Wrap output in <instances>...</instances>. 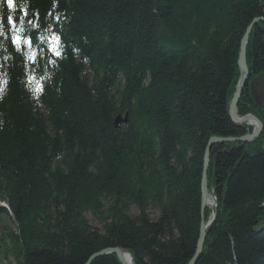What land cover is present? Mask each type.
Returning a JSON list of instances; mask_svg holds the SVG:
<instances>
[{
    "label": "trees",
    "instance_id": "1",
    "mask_svg": "<svg viewBox=\"0 0 264 264\" xmlns=\"http://www.w3.org/2000/svg\"><path fill=\"white\" fill-rule=\"evenodd\" d=\"M28 2L25 19L39 28L22 34L19 52L6 18L0 37V263L86 264L121 249L131 264H188L206 146L252 132L227 108L240 42L264 18V0ZM49 25L60 56L38 39ZM245 62L236 115L256 117L263 131L210 147L215 218L195 264H264L263 23L251 29ZM44 71L51 83L34 94L28 77ZM118 116L126 123L115 127ZM90 264L121 263L107 254Z\"/></svg>",
    "mask_w": 264,
    "mask_h": 264
},
{
    "label": "water",
    "instance_id": "2",
    "mask_svg": "<svg viewBox=\"0 0 264 264\" xmlns=\"http://www.w3.org/2000/svg\"><path fill=\"white\" fill-rule=\"evenodd\" d=\"M258 23L264 24V18L255 19L251 23V25L246 29L245 34H244V36L240 42L238 62H237L238 70H239V78L237 81L235 92L233 94V97H232L231 102L228 105V109H227L229 117L234 124H236V125L245 124L246 126L252 128V132L250 134H247V135L241 137V138H227V139L211 138L209 140L207 146H206V149L204 152V157H203L202 176H201V185H200L202 222L200 224L199 236H198V241L196 244L194 256L191 258V260L188 264H194L196 262L198 256L201 254L203 242H204V240L207 236V233H208V231H209V229L213 223V220L215 218V210H214L212 212V214H213L212 219L209 222H207L206 225L203 223V213H204V210L207 206V201H208V196L205 195V184H206V171L208 168L207 160L209 159L210 147L215 145V144H220V143H226V144L250 143L254 139L258 138L263 131L262 124L254 116L246 115L243 118H238L236 115V106H237V103L240 99V96H241V93L243 90V86H244V84L247 80V77H248V68H247L246 62H245V52H246L247 41H248V37L250 35L252 27ZM121 123H126V118H124V120L122 121V120H120V117L118 116L114 121V126L117 127ZM110 253L115 254L117 256L118 261L121 264H126L124 262V259L122 256L123 251L120 249L106 250V251H103L99 254H96V255L92 256L86 264H90V262L97 257L107 255ZM129 264H130V260H129Z\"/></svg>",
    "mask_w": 264,
    "mask_h": 264
},
{
    "label": "clouds",
    "instance_id": "3",
    "mask_svg": "<svg viewBox=\"0 0 264 264\" xmlns=\"http://www.w3.org/2000/svg\"><path fill=\"white\" fill-rule=\"evenodd\" d=\"M0 4H2V0H0ZM19 10V12L17 11ZM29 9V2L28 0H20L19 3L14 4L12 0H8L6 3V9L0 6V37L7 38L6 36V28L5 23L3 22L6 18L7 24L11 25L12 27L10 29H7V32H11L12 39L16 40L17 38H21L22 34H25L26 32H30L32 29L39 28V24L35 19H28L26 20L25 17L28 15L27 10ZM15 20V22H14ZM52 33L51 25L43 31L40 32L38 39L41 42H45L48 44V51L51 52L55 56H60V51L57 48L58 44V36ZM49 34H51V39L49 40ZM23 44L26 47V50L24 51L23 55L28 60H33L37 56V51L35 48L29 46V38L27 35H23L22 39ZM5 48L3 41H0V49ZM16 50L20 51V44H16ZM6 51V49H5ZM39 56L41 57V60H43L45 56V51L43 48L39 51ZM10 58V56H5V59ZM48 63H54V61H49ZM40 67V64H37V68ZM53 73L49 71H44L43 75H39L38 78H36L35 75H29L28 79L31 82L29 86V90L33 91V93H38L42 90L41 81L47 79L49 83H51V77Z\"/></svg>",
    "mask_w": 264,
    "mask_h": 264
},
{
    "label": "rangeland",
    "instance_id": "4",
    "mask_svg": "<svg viewBox=\"0 0 264 264\" xmlns=\"http://www.w3.org/2000/svg\"><path fill=\"white\" fill-rule=\"evenodd\" d=\"M228 109V108H227ZM243 118V117H242ZM256 118V117H255ZM257 119V118H256ZM258 120V119H257ZM250 134V133H249ZM262 149H264V145L262 146ZM131 214L132 215H136L137 214V211H136V209H134V208H132L131 209ZM147 213H148V215H149V217H150V219L151 220H155L156 218H157V211H155V210H153V209H149L148 211H147ZM85 217H86V219H87V222H88V224L91 226V227H93V228H95V229H97V230H100V225L89 215V214H85ZM4 226H7V227H12V224H11V221H4ZM206 239V238H205ZM198 241V240H197ZM204 242H205V240H204ZM203 242V243H204ZM197 243V242H196ZM121 250V249H120ZM123 251V250H122ZM202 251V250H201ZM199 257V256H198ZM190 262V261H189ZM188 262V263H189ZM0 264H5L4 262L3 263H0ZM195 264V263H194Z\"/></svg>",
    "mask_w": 264,
    "mask_h": 264
},
{
    "label": "bare ground",
    "instance_id": "5",
    "mask_svg": "<svg viewBox=\"0 0 264 264\" xmlns=\"http://www.w3.org/2000/svg\"><path fill=\"white\" fill-rule=\"evenodd\" d=\"M210 162H211L210 159H208L207 160V163L210 164ZM205 195L208 196V201H207L206 209L210 210L211 213H212L214 211V209H215V203H214V198H213L214 197V194H213L212 189H210L209 186H208L207 171H206ZM210 215L212 216L213 214H210ZM110 254H113V253H110ZM113 255H115V254H113ZM122 256H123L124 262L126 264H129V260H130L129 255L126 254V252L123 251ZM130 264H131V260H130Z\"/></svg>",
    "mask_w": 264,
    "mask_h": 264
},
{
    "label": "snow or ice",
    "instance_id": "6",
    "mask_svg": "<svg viewBox=\"0 0 264 264\" xmlns=\"http://www.w3.org/2000/svg\"><path fill=\"white\" fill-rule=\"evenodd\" d=\"M8 2V0H6V3ZM12 2L14 3V0H12ZM59 40V38H58ZM13 43L17 44V43H21V38H17L16 40H13ZM29 46H31L30 42H29ZM0 91H2V89H0Z\"/></svg>",
    "mask_w": 264,
    "mask_h": 264
}]
</instances>
